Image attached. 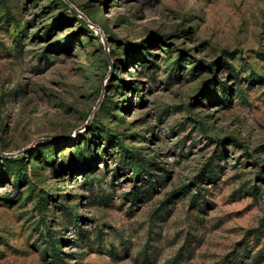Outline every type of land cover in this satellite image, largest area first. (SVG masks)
I'll return each instance as SVG.
<instances>
[{"label": "rangeland", "instance_id": "374dc122", "mask_svg": "<svg viewBox=\"0 0 264 264\" xmlns=\"http://www.w3.org/2000/svg\"><path fill=\"white\" fill-rule=\"evenodd\" d=\"M0 264H264V0H0Z\"/></svg>", "mask_w": 264, "mask_h": 264}]
</instances>
